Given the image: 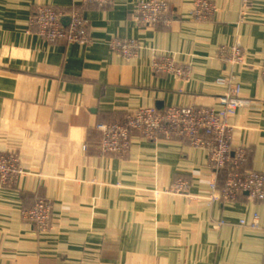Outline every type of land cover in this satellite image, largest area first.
Segmentation results:
<instances>
[{"label": "crops", "instance_id": "1", "mask_svg": "<svg viewBox=\"0 0 264 264\" xmlns=\"http://www.w3.org/2000/svg\"><path fill=\"white\" fill-rule=\"evenodd\" d=\"M142 1L0 0V152L27 172L0 184V264H264V201L241 193L207 205L214 175L204 148L133 132L123 158L102 156L96 129L147 107L218 109L228 88L217 78L226 77L251 102L227 119L231 144L245 149V169L264 173V0H251L243 22L239 0H206L219 9L215 23L190 21L195 0H164L169 26L137 24ZM41 4L67 18L79 10L90 42L34 34ZM118 39L136 40V56L113 51ZM233 44L243 61L230 69L218 51ZM157 55L186 65L189 78L154 75ZM178 177L189 179L187 192H166ZM37 197L52 205L46 231L22 219Z\"/></svg>", "mask_w": 264, "mask_h": 264}, {"label": "built area", "instance_id": "2", "mask_svg": "<svg viewBox=\"0 0 264 264\" xmlns=\"http://www.w3.org/2000/svg\"><path fill=\"white\" fill-rule=\"evenodd\" d=\"M110 0H82V3L96 7L106 6ZM251 0H239L238 22H243L251 9ZM219 9L206 0H195L190 11V21H217ZM66 13L52 5H40L32 14L31 27L34 34L44 38L48 43H89L84 19L79 10L72 11L67 25L62 19ZM175 13L164 0H145L137 4L135 22L143 26H169ZM134 39H118L112 42L111 49L125 58L134 57L139 50ZM218 55L225 65L233 69L243 61V51L237 44L223 45ZM154 75H176L188 79L189 68L178 63L174 57L157 55L151 62ZM264 74V61L261 66ZM217 84L228 88L219 99L220 108L193 105H170L162 110L153 107L142 108L127 116L121 122L97 123L100 133L98 152L100 155L111 154L123 158L129 148L131 134L138 133L150 140L181 139L207 151L208 167L213 173L211 181V201H235L241 193L255 202L264 201V173L245 169L247 153L244 148L231 144L232 128L227 119L239 107L248 109L250 100L240 95L238 84L230 88V80L217 78ZM26 173L17 159L0 153V184L24 179ZM189 186V179L176 178L167 190L184 193ZM52 205L44 198L22 211V219L45 231L51 225ZM245 225L244 221H240ZM257 215H253L251 227H258ZM264 257V248H263Z\"/></svg>", "mask_w": 264, "mask_h": 264}, {"label": "rangeland", "instance_id": "3", "mask_svg": "<svg viewBox=\"0 0 264 264\" xmlns=\"http://www.w3.org/2000/svg\"><path fill=\"white\" fill-rule=\"evenodd\" d=\"M41 5H43V4H41ZM38 6H40V5H37L36 6V8L38 7ZM52 6H54V5H52ZM137 6V5H136ZM55 7H57V6H55ZM105 7V6H104ZM35 8V9H36ZM57 8H59V7H57ZM61 9V8H60ZM72 11H75V10H72ZM71 11V12H72ZM71 12L68 14V15H70L71 14ZM134 20H135V18H134ZM84 23H85V26L87 25V23H86V21L84 20ZM86 30H87V26H86V28H85ZM117 53V52H116ZM136 56V55H135ZM251 103V102H250ZM0 153H2L3 155H5V156H7V157H13V158H15V159H17V157L15 156V155H12V154H6V153H3V152H0ZM108 155H111V154H108ZM103 156H105V155H103ZM17 161H18V159H17ZM18 163H19V161H18ZM19 165H20V163H19ZM22 167V166H21ZM22 169H23V171L26 173V176H25V178L27 177V172L24 170V168L22 167ZM24 178V179H25ZM24 179H19V181H22V180H24ZM19 181H17V182H19ZM17 182H14V181H9V182H7V183H5V184H2V185H8V186H12V185H14V183H17ZM188 188H189V186H188ZM188 188H187V190H188ZM166 192H168V193H174V192H170L169 190H167ZM187 192V191H186ZM37 198H43V197H37ZM36 198V199H37ZM35 199V200H36ZM35 200L33 201V203L35 202ZM212 202V201H211ZM32 203V204H33ZM31 204V205H32ZM208 205V204H207ZM29 208V207H28ZM51 217H52V215H51ZM51 221H52V218H51ZM33 225V224H32ZM34 226V225H33ZM35 227V226H34ZM50 228V227H49ZM48 228V229H49ZM36 230H37V228H35ZM47 229V230H48ZM46 231V230H45Z\"/></svg>", "mask_w": 264, "mask_h": 264}, {"label": "water", "instance_id": "4", "mask_svg": "<svg viewBox=\"0 0 264 264\" xmlns=\"http://www.w3.org/2000/svg\"><path fill=\"white\" fill-rule=\"evenodd\" d=\"M68 21H69V18H67V17H64L62 19V22H63L64 25H67L68 24Z\"/></svg>", "mask_w": 264, "mask_h": 264}, {"label": "trees", "instance_id": "5", "mask_svg": "<svg viewBox=\"0 0 264 264\" xmlns=\"http://www.w3.org/2000/svg\"><path fill=\"white\" fill-rule=\"evenodd\" d=\"M31 206V205H30Z\"/></svg>", "mask_w": 264, "mask_h": 264}]
</instances>
